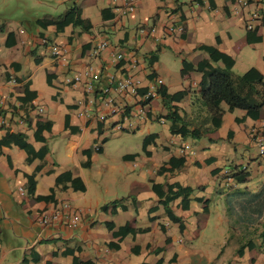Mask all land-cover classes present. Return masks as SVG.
<instances>
[{
    "label": "crops",
    "instance_id": "1",
    "mask_svg": "<svg viewBox=\"0 0 264 264\" xmlns=\"http://www.w3.org/2000/svg\"><path fill=\"white\" fill-rule=\"evenodd\" d=\"M11 1L0 0V264H264V156L253 141L264 106L222 103L215 120L198 96L202 70L264 81L260 0H133L128 15L122 1L36 0L10 16ZM76 16L87 31L37 24ZM168 24L181 31L163 36ZM88 65L99 73L90 92L66 84ZM110 78L131 79L136 94L110 91L107 105ZM62 203L78 211L76 228L36 223Z\"/></svg>",
    "mask_w": 264,
    "mask_h": 264
},
{
    "label": "trees",
    "instance_id": "2",
    "mask_svg": "<svg viewBox=\"0 0 264 264\" xmlns=\"http://www.w3.org/2000/svg\"><path fill=\"white\" fill-rule=\"evenodd\" d=\"M71 23L72 26H80L81 30L87 31L89 29V24L86 21H82L78 16L74 17L72 21L67 17H63L54 21H41L37 22L41 27L48 25H53L56 31H61L64 26ZM191 66L182 63V71H190ZM264 81L261 79H256L253 81L247 80L243 77L233 76L230 67L224 66L222 68H212L201 71V79L199 82L198 96L200 103L205 108L206 112L215 120H219L222 115V110L220 109V104H224L228 109H237L246 112H254L259 110L264 106ZM171 120L170 130H174L175 124L180 121V119L174 115V113H169ZM16 144L24 149L32 157L41 158L45 153V149H41L37 152L31 151L28 146L22 141L21 136L16 138ZM100 148L97 149V152ZM237 182H242L243 179L237 174L234 176ZM29 186H31L28 180ZM177 189L176 194L187 195L190 190L175 186ZM171 188L168 187V190ZM167 200V199H166ZM166 204V201H165ZM167 211V209H165ZM261 244L264 248V231L260 233Z\"/></svg>",
    "mask_w": 264,
    "mask_h": 264
},
{
    "label": "built area",
    "instance_id": "3",
    "mask_svg": "<svg viewBox=\"0 0 264 264\" xmlns=\"http://www.w3.org/2000/svg\"><path fill=\"white\" fill-rule=\"evenodd\" d=\"M111 2L116 1H122L124 4V12L128 15L133 12V0H110ZM260 7L261 9H264V0H260ZM256 15H253L254 18ZM145 30L139 29V33H144ZM181 31L180 27H175L173 24H168L163 27L162 29V35L168 36L173 34L174 32ZM147 34L154 33V29H148L146 30ZM107 44L104 41H99L91 50V57L96 58L99 55V52L103 50ZM49 55L52 58L60 59L62 56V49L58 45H50L48 47ZM115 60L120 59V55L114 56ZM99 81V73L97 71H94V69L88 65L86 66L81 72L75 73L70 78L67 79L66 84L69 86H75V85H82V88L86 92H90L95 84H97ZM9 84H13L14 80L12 78H9L7 81ZM156 85L159 86L161 84L160 80H156ZM137 83L133 82L131 79H121V80H114L113 78H110L109 80V86L104 88L102 92L105 95V103L108 105L112 104V99L109 97L110 91H114L117 94L120 93H126L129 95L136 94L137 90ZM149 92H147L143 99L144 101H147L150 97ZM3 104V97L0 95V106ZM139 115L143 114V109L141 107L138 110ZM2 124V123H1ZM254 143L257 147V154L259 156H264V129L261 132L260 136L254 137L253 139ZM94 151H97L98 146L95 145L93 147ZM188 150L187 146H183L179 152L182 154ZM18 192L20 195L23 194L22 189H18ZM35 221L40 226H50V225H62L67 226L69 228H76L79 223V213L76 209L72 208L67 203H62L56 205V207L51 212H41L36 215Z\"/></svg>",
    "mask_w": 264,
    "mask_h": 264
},
{
    "label": "rangeland",
    "instance_id": "4",
    "mask_svg": "<svg viewBox=\"0 0 264 264\" xmlns=\"http://www.w3.org/2000/svg\"><path fill=\"white\" fill-rule=\"evenodd\" d=\"M32 1L36 0H12L7 6L6 10L10 12V16H15L21 9L25 8L26 6L32 7ZM53 0H45L46 3L51 5Z\"/></svg>",
    "mask_w": 264,
    "mask_h": 264
}]
</instances>
